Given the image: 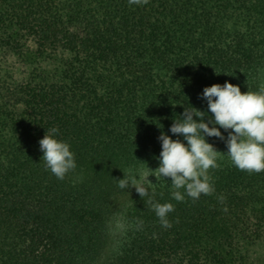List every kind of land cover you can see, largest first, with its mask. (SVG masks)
I'll use <instances>...</instances> for the list:
<instances>
[{
    "label": "trees",
    "instance_id": "trees-1",
    "mask_svg": "<svg viewBox=\"0 0 264 264\" xmlns=\"http://www.w3.org/2000/svg\"><path fill=\"white\" fill-rule=\"evenodd\" d=\"M225 81L264 89V0H0V264H264V171L224 140L205 137L209 195L143 179L160 132ZM53 127L76 162L63 179L39 150ZM128 174L173 205L170 227Z\"/></svg>",
    "mask_w": 264,
    "mask_h": 264
},
{
    "label": "clouds",
    "instance_id": "clouds-1",
    "mask_svg": "<svg viewBox=\"0 0 264 264\" xmlns=\"http://www.w3.org/2000/svg\"><path fill=\"white\" fill-rule=\"evenodd\" d=\"M137 2L129 0L130 4ZM198 98L206 102L207 112L191 105L184 106L183 112L173 119L168 130L177 138L172 139L160 132L157 137L161 146L157 158L159 165L155 170L147 168L143 176L148 184H153L147 179L149 175L156 180L170 178V185L175 189L171 195L176 201H182L185 195L195 200L202 194L214 192L208 170L218 167L217 154L220 152L206 142L205 137L224 140L227 152L223 154L230 158L237 169L249 173L264 171V89L242 93L238 85L225 81L222 85L205 86ZM208 112L212 115L208 116ZM220 129L227 133L226 139ZM57 135L58 129L53 127L38 144L45 167L57 179H63L66 173L76 168V162L70 145L58 139ZM117 181L121 189L132 187L141 198L148 197L147 203L161 226H171L167 217L173 211L172 204L154 201L149 189L139 183L133 174L123 175ZM181 188L184 193L179 191Z\"/></svg>",
    "mask_w": 264,
    "mask_h": 264
}]
</instances>
